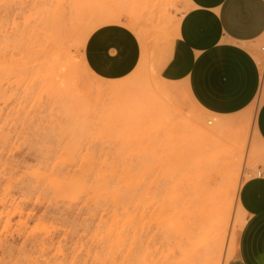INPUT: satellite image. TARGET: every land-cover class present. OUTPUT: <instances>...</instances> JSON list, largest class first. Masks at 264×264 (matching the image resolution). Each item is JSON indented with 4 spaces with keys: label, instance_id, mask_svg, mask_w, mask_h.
Listing matches in <instances>:
<instances>
[{
    "label": "rangeland",
    "instance_id": "rangeland-1",
    "mask_svg": "<svg viewBox=\"0 0 264 264\" xmlns=\"http://www.w3.org/2000/svg\"><path fill=\"white\" fill-rule=\"evenodd\" d=\"M181 1L0 0V264H221L227 250L237 264L239 186L264 172V147L252 124L221 127L226 116L162 76ZM108 25L142 48L124 80L83 58ZM226 175L236 192L218 258L206 215Z\"/></svg>",
    "mask_w": 264,
    "mask_h": 264
},
{
    "label": "crops",
    "instance_id": "crops-1",
    "mask_svg": "<svg viewBox=\"0 0 264 264\" xmlns=\"http://www.w3.org/2000/svg\"><path fill=\"white\" fill-rule=\"evenodd\" d=\"M178 9L175 41L167 49L162 76L170 83H184L192 99L209 112L224 118L244 113L262 86L254 47L264 36V0H182ZM103 37L119 44L121 55L114 68H105L99 60ZM141 54L138 38L121 25L98 28L83 48L89 70L107 81L129 77ZM253 126L264 147V98L256 105ZM238 203L245 221L236 263L264 264V172L242 182Z\"/></svg>",
    "mask_w": 264,
    "mask_h": 264
},
{
    "label": "bare ground",
    "instance_id": "bare-ground-1",
    "mask_svg": "<svg viewBox=\"0 0 264 264\" xmlns=\"http://www.w3.org/2000/svg\"><path fill=\"white\" fill-rule=\"evenodd\" d=\"M43 14V13H42ZM51 18V17H50ZM56 24V23H55ZM176 28H177V21H176V25H175V32H176ZM41 32V31H40ZM45 32V31H44ZM44 37V36H43ZM53 38V37H52ZM57 39V38H56ZM55 43V42H54ZM54 47V46H53ZM43 49V48H42ZM56 48L54 47V50H55ZM53 50V49H52ZM51 50V51H52ZM56 51V50H55ZM54 51V52H55ZM58 51V50H57ZM56 53H58V52H56ZM55 53V54H56ZM58 56V55H57ZM60 58V57H59ZM58 58V59H59ZM47 59H49L50 60V58H47ZM54 59H55V57H54ZM62 61H63V59H62ZM65 62V61H64ZM61 63V62H60ZM49 67V66H48ZM51 70V69H50ZM48 72V71H47ZM42 77V76H41ZM43 77H44V75H43ZM260 93H261V95H260V97H259V99H258V101H257V103H259L263 98H262V94L264 93V74H263V77H262V86H261V89H260ZM255 109H256V106L254 107V104H252L251 105V107L248 109V110H246L244 113H242V114H239V116L237 117V118H235V119H232V118H226V120H224V121H222V123L220 124V126L221 127H226V128H229V127H231V126H233L234 124H242V125H246V127H248V126H250V124H252V127H253V130H254V126H253V122H254V114H255ZM194 122V121H193ZM212 125V123L210 122V121H207V123L205 124V125ZM192 126H194V125H192ZM204 127V125H203V123L200 125V127H199V129H198V134L200 135V136H202V137H204V138H212L215 134H216V124H214L212 127ZM220 127V128H221ZM196 128V127H195ZM219 133H221V132H219ZM254 133H255V131H254ZM218 135V134H217ZM221 138H222V136H220ZM255 139H256V141L257 142H259L258 141V138H257V135H256V133H255ZM225 142H226V140H224ZM212 142V141H211ZM229 143V142H228ZM233 144V143H232ZM259 144H260V142H259ZM212 145V144H211ZM234 145V144H233ZM237 145V144H236ZM238 146V145H237ZM209 147V146H208ZM219 149V148H218ZM227 150V148H225L224 147V149L223 150ZM220 150H221V148H220ZM228 152H230V148H228ZM237 151V150H236ZM219 152H221V151H219ZM218 152V153H219ZM223 152V151H222ZM216 154V153H215ZM239 155V154H238ZM233 156V155H232ZM231 156V157H232ZM219 159V158H218ZM220 162V161H219ZM218 162V163H219ZM228 161H226V163H227ZM236 162V161H235ZM220 164H221V162H220ZM240 163H238V168H237V170H236V172L238 173V171H239V168H240ZM228 166H230V165H228ZM232 166V165H231ZM167 169V168H166ZM217 169V168H216ZM210 170V169H209ZM189 173V172H188ZM191 174H193V173H191ZM198 174V173H197ZM200 174V173H199ZM206 174V173H205ZM236 174V173H235ZM188 176V175H187ZM202 176V175H201ZM208 177H209V175H208ZM202 178H204V177H202ZM201 178V179H202ZM223 178V177H222ZM173 179V178H172ZM187 179V178H186ZM220 179V178H219ZM230 179H231V176L230 175H226L224 178H223V180H225V181H227L226 183H222L221 184V182H223L222 180H221V182H220V185H221V187H217L216 188V201L214 200L213 202H216V209L213 211V212H209L207 215H206V222L208 223L209 222V224L210 225H208L209 226V230H207V231H209V233H211V232H213V234H212V243H213V245L215 246V248H216V245H217V252H218V258H220L221 256H222V250H223V247H224V240H225V234H226V229H227V224H228V220H229V216H230V212H231V209H232V205H233V202H234V197H235V192H236V184H232L231 182L232 181H230ZM194 181V180H193ZM192 181V182H193ZM239 185V184H238ZM208 186V185H207ZM219 186V185H218ZM209 188V187H208ZM211 188V187H210ZM239 188H240V186H239ZM213 189V188H212ZM212 189H211V191H212ZM214 191V190H213ZM181 192V191H180ZM156 196V195H155ZM214 196H215V194H214ZM176 197V196H175ZM237 197V196H236ZM173 198V197H172ZM210 198V197H209ZM173 200H174V198H173ZM207 200V199H206ZM196 201V200H195ZM203 201V200H202ZM212 202V203H213ZM202 203V202H201ZM139 204V203H138ZM196 204V203H195ZM179 205H180V203H179ZM183 205V204H182ZM197 205H198V203H197ZM203 205V204H202ZM211 206H213V208H215L214 206H215V204H210ZM180 207V206H179ZM179 207H177V206H172V209H171V211L173 210V212H175V213H177V214H181L180 212V209H179ZM197 208V207H196ZM195 213H198L197 212V210H196V212ZM153 214V213H152ZM183 214L184 213H182V215H181V218H182V216H183ZM140 215H142V214H140ZM184 217V219L186 220V215H184L183 216ZM140 218H141V216H140ZM183 219V218H182ZM181 219V220H182ZM201 219V218H200ZM143 220H144V218H143ZM163 220H164V218H163ZM184 220V221H185ZM203 220V219H202ZM202 222V221H201ZM152 223V222H151ZM183 223H185V222H183ZM187 223H185V225H186ZM202 224H203V222H202ZM143 225V224H142ZM144 226V225H143ZM184 226V225H183ZM206 227V229H207V226H205ZM205 227H203V229L205 228ZM203 229H202V231H203ZM210 229H212V231L210 230ZM120 230V229H119ZM205 230V229H204ZM186 230L184 229L183 230V232H185ZM158 232H159V230H158ZM180 232V231H179ZM209 233H208V235H209ZM135 234V233H134ZM163 235V234H162ZM171 235V234H170ZM168 236V235H167ZM118 237H120V236H118ZM169 240H170V238H169ZM118 241V240H117ZM134 247V246H133ZM135 249V248H134ZM137 251V250H136ZM227 254H228V250H227V252L226 253H224L223 254V259H222V262H221V264H224L225 263V261H226V256H227ZM147 257V256H146ZM117 262V261H116ZM122 262V261H121ZM123 262H125V260L123 261ZM145 263V262H144Z\"/></svg>",
    "mask_w": 264,
    "mask_h": 264
},
{
    "label": "snow or ice",
    "instance_id": "snow-or-ice-1",
    "mask_svg": "<svg viewBox=\"0 0 264 264\" xmlns=\"http://www.w3.org/2000/svg\"><path fill=\"white\" fill-rule=\"evenodd\" d=\"M109 49H112L111 53ZM99 60L105 68H114L121 55L119 44L110 37H103L99 42Z\"/></svg>",
    "mask_w": 264,
    "mask_h": 264
},
{
    "label": "built area",
    "instance_id": "built-area-1",
    "mask_svg": "<svg viewBox=\"0 0 264 264\" xmlns=\"http://www.w3.org/2000/svg\"><path fill=\"white\" fill-rule=\"evenodd\" d=\"M260 52L262 53L263 59H264V44L260 46ZM262 74H264V61H263V72H262Z\"/></svg>",
    "mask_w": 264,
    "mask_h": 264
}]
</instances>
